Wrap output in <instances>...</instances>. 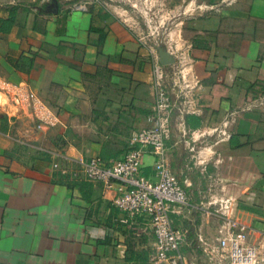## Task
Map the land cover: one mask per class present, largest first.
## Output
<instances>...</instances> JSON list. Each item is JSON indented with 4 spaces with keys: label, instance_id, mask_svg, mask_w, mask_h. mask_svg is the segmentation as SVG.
I'll return each instance as SVG.
<instances>
[{
    "label": "crops",
    "instance_id": "crops-1",
    "mask_svg": "<svg viewBox=\"0 0 264 264\" xmlns=\"http://www.w3.org/2000/svg\"><path fill=\"white\" fill-rule=\"evenodd\" d=\"M171 2L150 0L143 14L151 33L164 32L175 60L165 69H183L192 87L198 82L185 100L191 111L175 112L166 141L191 206L173 215L188 229L185 264H210L226 200L264 264V0ZM138 29L115 10L0 0V80L26 82L60 120L36 131L27 112L0 107V264H159L149 261L154 238L146 224L121 222L116 184L63 182L39 152L121 159L150 126L159 60L153 37ZM186 116L200 126L186 125ZM152 165L143 158L147 174Z\"/></svg>",
    "mask_w": 264,
    "mask_h": 264
},
{
    "label": "built area",
    "instance_id": "built-area-1",
    "mask_svg": "<svg viewBox=\"0 0 264 264\" xmlns=\"http://www.w3.org/2000/svg\"><path fill=\"white\" fill-rule=\"evenodd\" d=\"M66 9L87 12L82 3L69 4ZM165 68L158 61L152 64L154 104L150 126L133 136L132 148L121 159H73L59 149L39 148V152L63 182L101 183L106 188L116 184L117 194L112 204L126 218L121 222L139 218L153 235L149 261L185 264L182 248L187 244L188 229L178 226L173 215L191 206L187 192L171 172L166 141L175 112L181 115L191 111L190 102L185 100L198 82L192 87L189 74L183 69L169 72ZM0 107L7 108L13 116L27 112L36 131L46 132L60 123L58 113L26 82L14 84L0 80ZM146 156L153 158V170L148 174L142 167ZM221 204L224 224L219 229L218 248L210 264H259L256 246L246 243L247 225L234 215L235 207L229 200Z\"/></svg>",
    "mask_w": 264,
    "mask_h": 264
},
{
    "label": "rangeland",
    "instance_id": "rangeland-1",
    "mask_svg": "<svg viewBox=\"0 0 264 264\" xmlns=\"http://www.w3.org/2000/svg\"><path fill=\"white\" fill-rule=\"evenodd\" d=\"M175 1L178 2V0H172V4L175 3ZM62 2L65 4V6L69 4L74 3H82L85 4L87 7V12L98 8L100 10H115L116 13L127 22L128 18L132 17L136 24L138 25V32L142 36H151L153 37V43L157 46H164L162 43L164 42L163 39V31H157V32H150L145 23H144V10L149 7L150 0H62ZM156 4L152 6L154 8ZM135 29V27H132ZM165 47V46H164ZM166 49V47H165ZM167 50V49H166ZM156 51V49L154 50ZM0 74H2L0 70ZM193 165V164H192ZM207 179V178H206ZM202 183H204L202 179ZM192 240V247L191 249L194 251V253H197L200 249L197 247V244L193 238H190Z\"/></svg>",
    "mask_w": 264,
    "mask_h": 264
},
{
    "label": "water",
    "instance_id": "water-1",
    "mask_svg": "<svg viewBox=\"0 0 264 264\" xmlns=\"http://www.w3.org/2000/svg\"><path fill=\"white\" fill-rule=\"evenodd\" d=\"M155 49L161 66L167 67L175 63L173 56L165 49L164 46H157Z\"/></svg>",
    "mask_w": 264,
    "mask_h": 264
},
{
    "label": "trees",
    "instance_id": "trees-1",
    "mask_svg": "<svg viewBox=\"0 0 264 264\" xmlns=\"http://www.w3.org/2000/svg\"><path fill=\"white\" fill-rule=\"evenodd\" d=\"M103 39H102V35L100 38V44L102 43ZM185 124L188 126H192V128H197L200 126V119L194 116H186L185 117ZM70 183V182H68Z\"/></svg>",
    "mask_w": 264,
    "mask_h": 264
}]
</instances>
